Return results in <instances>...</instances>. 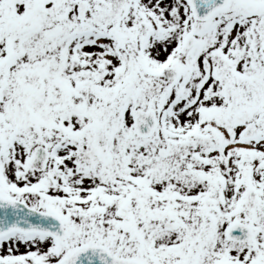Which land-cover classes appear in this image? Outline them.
<instances>
[{
  "label": "snow or ice",
  "instance_id": "6c2138e0",
  "mask_svg": "<svg viewBox=\"0 0 264 264\" xmlns=\"http://www.w3.org/2000/svg\"><path fill=\"white\" fill-rule=\"evenodd\" d=\"M0 264H264V0H0Z\"/></svg>",
  "mask_w": 264,
  "mask_h": 264
}]
</instances>
